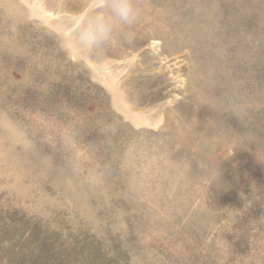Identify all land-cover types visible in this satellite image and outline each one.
Listing matches in <instances>:
<instances>
[{
  "label": "rangeland",
  "instance_id": "obj_1",
  "mask_svg": "<svg viewBox=\"0 0 264 264\" xmlns=\"http://www.w3.org/2000/svg\"><path fill=\"white\" fill-rule=\"evenodd\" d=\"M74 1L0 0V264H264V0H134L87 67Z\"/></svg>",
  "mask_w": 264,
  "mask_h": 264
},
{
  "label": "clouds",
  "instance_id": "obj_2",
  "mask_svg": "<svg viewBox=\"0 0 264 264\" xmlns=\"http://www.w3.org/2000/svg\"><path fill=\"white\" fill-rule=\"evenodd\" d=\"M140 15L141 9L134 0H100L92 10L83 14L82 18L69 15L62 20L59 28L61 45L72 60L87 67L96 63L103 53L118 44L121 38L126 39L129 33L125 32V29L131 28ZM18 26L22 25L16 26L17 45L22 51H28L30 46L18 40ZM209 122L215 125L217 119L209 120L206 124ZM31 147L30 142L27 151ZM181 163L188 166L186 161ZM216 172L219 178L218 169ZM250 203L245 204L250 206Z\"/></svg>",
  "mask_w": 264,
  "mask_h": 264
},
{
  "label": "bare ground",
  "instance_id": "obj_3",
  "mask_svg": "<svg viewBox=\"0 0 264 264\" xmlns=\"http://www.w3.org/2000/svg\"><path fill=\"white\" fill-rule=\"evenodd\" d=\"M72 1H74V0H72ZM76 1H77V0H76ZM74 2H75V1H74ZM76 3H77V2H76ZM69 6H70V4H69ZM80 6H81V5H80ZM62 8H63V7H62ZM66 10H67V9H66ZM202 12H203V11H202ZM142 17H143V16L140 15L139 18H142ZM139 18H138V19H139ZM193 21H194V20H193ZM198 21H199V20H198ZM202 21H203V19H202ZM197 23H198V22H197ZM192 24H193V23H192ZM190 25H191V24H190ZM187 27H188V26H187ZM159 33H160V32H158L157 30L154 31V34H159ZM151 36H152V34H151ZM153 37H154V36H153ZM153 37H152V38H153ZM155 37H156V36H155ZM185 37H186V36H185ZM136 43H137V42H136ZM136 43H134V44H136ZM141 44H142V43H141ZM133 46H134V45H133ZM133 46H132V47H133ZM136 47H137V46H136ZM134 48H135V47H134ZM137 48H138V47H137ZM224 79H225V78H224Z\"/></svg>",
  "mask_w": 264,
  "mask_h": 264
}]
</instances>
